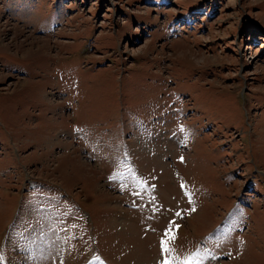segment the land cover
I'll return each instance as SVG.
<instances>
[{"label": "rangeland", "instance_id": "374dc122", "mask_svg": "<svg viewBox=\"0 0 264 264\" xmlns=\"http://www.w3.org/2000/svg\"><path fill=\"white\" fill-rule=\"evenodd\" d=\"M169 227L264 264V0H0V264H159Z\"/></svg>", "mask_w": 264, "mask_h": 264}, {"label": "snow or ice", "instance_id": "6c2138e0", "mask_svg": "<svg viewBox=\"0 0 264 264\" xmlns=\"http://www.w3.org/2000/svg\"><path fill=\"white\" fill-rule=\"evenodd\" d=\"M183 131V129H181ZM115 176L110 177V179H114ZM183 187V185H181ZM195 211V209H193ZM177 216H180L181 214L179 212L176 213ZM171 223L174 222H170ZM175 239V236L173 235L171 231V227H169L168 230L164 232V238L160 240V250L161 254L164 256V259H162L159 264H194V262L200 261L203 259L201 254L197 251L196 253L189 254L186 258L180 259L178 257H170L167 254L170 253V249L168 247V241Z\"/></svg>", "mask_w": 264, "mask_h": 264}]
</instances>
